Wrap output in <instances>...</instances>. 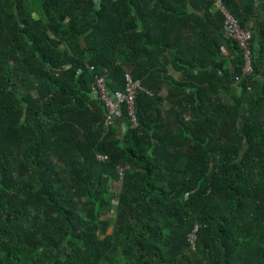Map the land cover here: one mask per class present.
Masks as SVG:
<instances>
[{
    "label": "trees",
    "instance_id": "16d2710c",
    "mask_svg": "<svg viewBox=\"0 0 264 264\" xmlns=\"http://www.w3.org/2000/svg\"><path fill=\"white\" fill-rule=\"evenodd\" d=\"M222 24L212 0H0V264H264V20L249 75ZM125 74L134 126L95 88Z\"/></svg>",
    "mask_w": 264,
    "mask_h": 264
},
{
    "label": "built area",
    "instance_id": "2783aa9c",
    "mask_svg": "<svg viewBox=\"0 0 264 264\" xmlns=\"http://www.w3.org/2000/svg\"><path fill=\"white\" fill-rule=\"evenodd\" d=\"M213 8L218 11L223 17L222 32L224 36L236 43L237 47L242 53L244 66L242 69L243 75H249L252 72L251 65V42L252 33L249 29L240 27L238 21L228 11L224 4V0H212ZM222 52L225 53L224 49ZM235 82L239 80V77H235ZM124 90L116 91L108 96L104 89L105 80L103 77H97L95 79V88L99 99L103 102L104 108L107 111L106 122H109L112 117H118L120 114L121 106H124V111L129 122L134 126V99L139 91H143V87L139 81L133 80L129 74H125L124 77ZM98 159L102 157L97 156ZM119 175L121 173L119 172ZM195 229H193V232ZM194 236L188 235L189 243H192Z\"/></svg>",
    "mask_w": 264,
    "mask_h": 264
},
{
    "label": "crops",
    "instance_id": "0c3cea01",
    "mask_svg": "<svg viewBox=\"0 0 264 264\" xmlns=\"http://www.w3.org/2000/svg\"><path fill=\"white\" fill-rule=\"evenodd\" d=\"M263 2H264V0H255V16H256V21L255 22H248V24H247V27L249 29H251V31H253V32H257L258 27H259V22L264 20ZM185 31L186 32L183 33V36H185V39H189L190 45H194V43L197 42V36L195 34H191L188 31V29L185 30ZM220 31L222 32V29L221 28H220ZM254 43L255 44L257 43V39L254 41ZM222 49H224L225 54H227V50L225 48H222ZM168 73L171 74L172 76H174L175 79H177V80H180L181 77H182V73H178V72L172 70L170 67H168ZM162 94H165V92H162Z\"/></svg>",
    "mask_w": 264,
    "mask_h": 264
},
{
    "label": "rangeland",
    "instance_id": "374dc122",
    "mask_svg": "<svg viewBox=\"0 0 264 264\" xmlns=\"http://www.w3.org/2000/svg\"><path fill=\"white\" fill-rule=\"evenodd\" d=\"M110 185H111V191L113 193H116L118 191V187H119V180H112ZM112 203L113 204L115 203V199L112 200ZM107 215L112 216V214H110V213H108Z\"/></svg>",
    "mask_w": 264,
    "mask_h": 264
}]
</instances>
